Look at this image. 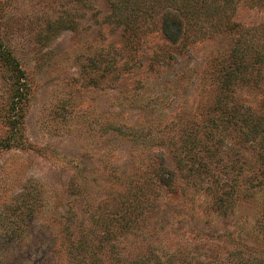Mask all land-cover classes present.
Returning <instances> with one entry per match:
<instances>
[{
	"label": "rangeland",
	"instance_id": "rangeland-1",
	"mask_svg": "<svg viewBox=\"0 0 264 264\" xmlns=\"http://www.w3.org/2000/svg\"><path fill=\"white\" fill-rule=\"evenodd\" d=\"M135 5L0 0V264L4 255L12 264H43L66 223L75 233L108 227L124 210L119 192L140 184L156 197L158 164L176 170L171 145L189 136L180 133L189 117L201 120L195 112L216 101L233 48L255 36L264 53V6L242 0L232 34L181 44L180 16ZM8 54L24 72L18 105ZM255 74L260 82L236 85L235 97L264 100L263 62ZM234 149L226 141L218 152L223 172L246 168L225 181L239 189L233 208L218 214L206 182L185 193L176 177L158 192L162 223L139 237L204 261L230 252L236 261L240 251L264 258V192L246 172L255 157ZM114 225L121 242L134 235Z\"/></svg>",
	"mask_w": 264,
	"mask_h": 264
},
{
	"label": "trees",
	"instance_id": "trees-1",
	"mask_svg": "<svg viewBox=\"0 0 264 264\" xmlns=\"http://www.w3.org/2000/svg\"><path fill=\"white\" fill-rule=\"evenodd\" d=\"M241 1L135 0L136 5L133 7L145 10L144 14H149L145 9L147 6H151L155 12L167 10L176 13L183 20L180 28L183 44L196 43L214 34H232L235 26L234 15ZM247 1L254 6H264V0ZM124 26L129 27L127 22ZM251 38L252 41L246 48L240 42L233 48L231 61L228 59L230 64L225 67L223 77L217 81L219 93L216 101L206 112L196 111V115L192 114L191 116H201V120L189 117L180 132L189 133V136L186 140H180L181 143L171 145V150L178 149L173 155L176 170L167 168L164 163L158 164L154 175L158 178L155 183L158 186L154 191L157 196L152 199L150 188L139 184L135 189L119 192L118 197L124 210L108 227H86L85 232L75 233L72 223L64 224V232L56 241L57 248L53 251L49 249L43 264H264L263 257H257L250 251H240L241 256L236 261L229 260L231 252L229 259L221 261H204L186 249L160 252L153 243L149 244L150 239L147 236L139 237V232H145L146 227L162 223L161 219L156 221V216L161 212L158 192H168L172 186L170 182L176 177L185 180V188L182 189L184 192L186 189L195 191L194 185L199 183L200 186V182H206L209 186L207 190H210L213 196L212 208L218 214H226L233 208L234 200L239 198V189L237 185L231 182L226 184L225 181L234 173H237L236 178L239 179L246 168H236L234 165L229 172H223L218 167V152L223 142H230L235 147L234 151L244 150L242 156H245L247 151L253 154L254 161L246 172H251L253 180L258 182L256 188L264 192V100L246 103L235 97L232 92L236 85L251 82L255 86L260 82L261 77H258L255 71L260 63H264V53L259 52L261 49L256 37ZM6 60L14 73L12 77L16 94L12 95V102L18 105L24 100L21 94L24 72L14 64L10 54ZM17 105L14 107H19ZM217 157L218 160H215ZM235 162L237 164V161ZM245 164L246 162H243V165ZM225 173L228 175L224 176ZM114 224H119L122 232L134 235L130 240L125 238L121 242L114 232ZM13 238L18 239L17 236ZM3 259L4 264L14 262V259L7 255H4Z\"/></svg>",
	"mask_w": 264,
	"mask_h": 264
}]
</instances>
